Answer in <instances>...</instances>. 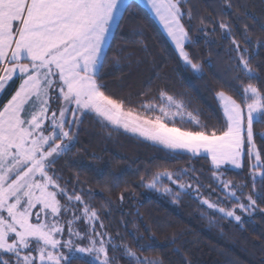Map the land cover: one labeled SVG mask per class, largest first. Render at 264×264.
Wrapping results in <instances>:
<instances>
[{
	"label": "snow or ice",
	"instance_id": "1",
	"mask_svg": "<svg viewBox=\"0 0 264 264\" xmlns=\"http://www.w3.org/2000/svg\"><path fill=\"white\" fill-rule=\"evenodd\" d=\"M147 3L174 42L184 68L202 78L201 64L185 50L186 44L193 43L182 23L186 15L191 19V13L182 10L188 0ZM132 7L128 0H0V97L15 80L20 81L0 109V264H113L116 257H109V246L113 252L122 251L129 264H163L137 256L126 244L121 247L113 243L111 237L105 240L108 234L96 231L98 212L82 194L75 189L69 193L66 184L59 183L61 176L54 165L72 153L78 143L76 130L89 115L106 122L105 127L138 134L174 153H203L217 170L222 164L239 169L247 156L255 161L250 173L253 189L257 183L264 188V162L253 132L254 124H264V92L252 83L237 90L240 103L222 91L217 93L225 118L219 134L216 130L208 132L207 125L166 91L160 92L159 104L141 105L143 115L126 111L123 102L105 93L107 85L100 81L108 51L116 39L125 38L120 27ZM227 8L232 4L227 3ZM220 27L225 38L232 37L226 24ZM261 28L264 30V25ZM131 35L142 36V28ZM243 41L253 45L252 55L264 48V40L252 41L247 26ZM232 45L239 73L235 79L258 80L250 64L249 48H241L235 38ZM114 67L120 70L119 60ZM57 101L62 104L54 108ZM177 121L192 127H177ZM260 136L264 141V134ZM162 178L172 180V174L158 173L147 187L155 188ZM217 180L226 199L235 201V207L226 209L206 199L201 201L202 206L242 227L244 220L237 208L251 216L256 200L249 195L247 204L240 202L236 185L220 177ZM179 188L190 195L185 185ZM256 196L264 199V190ZM61 200L66 203L61 204ZM77 205H83L80 216L73 211ZM37 206L39 210L33 211ZM69 212H73L67 221L69 238L62 240L57 238L65 233L60 217ZM78 219L87 220L90 231H75L72 225ZM100 227H104L102 223ZM72 237L87 243L80 246Z\"/></svg>",
	"mask_w": 264,
	"mask_h": 264
},
{
	"label": "trees",
	"instance_id": "2",
	"mask_svg": "<svg viewBox=\"0 0 264 264\" xmlns=\"http://www.w3.org/2000/svg\"><path fill=\"white\" fill-rule=\"evenodd\" d=\"M129 3L133 7L120 27L125 38L111 44L100 81L107 85L105 93L123 102L126 111L143 115L141 105L159 104L160 92L166 91L185 104V111L207 125L208 132L216 130L219 134L225 120L216 99L218 92H225L238 103L241 96L237 90L248 83L264 92V48L252 55L253 45L243 41L245 26L253 42L257 38L264 40V0H188L182 5L185 13H191L190 20L187 15L182 20L193 41L186 45V51L201 64L202 78L184 68L150 12L137 1ZM227 3L232 4L231 9ZM221 23L231 29L232 37L225 38ZM138 27L143 35H131ZM232 38L241 48H249L250 64L258 80L235 79L239 73ZM117 60L120 70L114 67ZM17 85L15 81L8 88L0 108ZM104 124L94 114L84 117L76 130V147L54 167L61 176V186L66 184L69 193L75 189L91 202L113 243L126 244L137 256L161 260L163 264H264V199L256 196L264 188L257 183L253 189L252 164L247 156L241 170L221 171L228 181L243 186V197L251 195L256 200L258 214L245 218L241 227L213 215L190 191L197 188L213 200L223 196L217 171L208 157L174 153ZM175 126L192 127L179 121ZM253 132L264 162V141L260 136L264 134V124H254ZM165 172L191 186L187 191L190 195L181 193L178 199L171 200L148 190L152 178ZM113 255L116 254L110 248L109 256ZM116 257L119 264H129L123 254Z\"/></svg>",
	"mask_w": 264,
	"mask_h": 264
},
{
	"label": "rangeland",
	"instance_id": "3",
	"mask_svg": "<svg viewBox=\"0 0 264 264\" xmlns=\"http://www.w3.org/2000/svg\"><path fill=\"white\" fill-rule=\"evenodd\" d=\"M131 1H133V0H128V2H131ZM134 1H137L138 3H140L143 7H145L149 12H150V14L153 16V18L156 20V22L158 23V25L160 26V28L162 29V31H163V33H164V35L168 38V40L170 41V43L172 44V46L174 47V49L177 51V53H178V50L176 49V47H175V44H174V42L171 40V38L168 36V34H167V31H166V29L164 28V26H163V24L161 23V21L159 20V18L154 14V12H153V10L151 9V7H150V5H148V3H147V0H134ZM183 10V9H182ZM186 30V29H185ZM187 45V44H186ZM186 50V49H185ZM0 71H2V68H0ZM15 81H18V85H17V88H18V86H19V84H20V81L19 80H15ZM14 81V82H15ZM13 82V83H14ZM13 83L9 86V87H11L12 85H13ZM225 93V92H224ZM14 94V93H13ZM226 94V93H225ZM226 95H228V94H226ZM230 96V95H229ZM11 98V97H10ZM9 98V99H10ZM1 100H2V97H0V102H1ZM5 103H7V101L5 102ZM61 104H62V101H57V102H55L54 104H53V107L54 108H59V106H61ZM3 108V106L0 108V109H2ZM222 110V109H221ZM224 120H225V118H224ZM104 122V121H103ZM106 123V122H105ZM119 130H121V131H124L125 133H128V134H130V135H132V136H136V137H139L138 136V134H133V133H131V132H126L125 130H123L122 128L121 129H119ZM139 138H141V139H144L143 137H139ZM150 142V141H149ZM152 143V142H151ZM163 147V146H162ZM178 152H183V151H178ZM184 153H187V152H184ZM189 154H191V153H189ZM191 155H193V154H191ZM194 156H205L203 153H199V154H196V155H194ZM206 157V156H205ZM209 159H210V157H208ZM210 161H211V159H210ZM251 161V164H253V163H255V161L254 160H250ZM243 163H244V159H242V165H243ZM243 167V166H242ZM242 167L241 168H239V169H236V168H234L232 165H221L220 166V168L217 170V169H215L216 171H217V174H216V177H220V178H222V179H224V180H226V181H228L225 177H224V174L221 172L222 170H224V169H230V170H234V171H239V170H241L242 169ZM178 177H176L175 175H173L172 174V180H169V179H167V178H162L161 180H160V182L159 183H157V185H156V187L155 188H149V187H147L148 188V190H150V191H152V192H155V193H157V194H159V195H162V196H166V197H169V198H171V200H174V199H178L179 197H180V194L181 193H183V192H181V190H180V188H179V185L180 184H183V185H185V191H189L190 189H191V186H189L188 184H186L185 182H180L179 181V179H177ZM173 181H175V183H173ZM218 181V180H217ZM233 184V183H232ZM233 185H235V184H233ZM237 186V185H236ZM166 188H168V189H171V192H168V191H165V189ZM191 192H193L195 195H196V197L200 200V202L202 201V200H209L210 202H218L219 203V206L220 207H225L226 209L227 208H232V207H235V201H228L227 199H226V197H225V193H224V191H222L223 192V196H219L218 197V199H216V200H213V199H211V198H206L200 191H199V189H197V188H192L191 190H190ZM177 193H180L179 194V196H177ZM237 195L240 197V202H242V203H245V204H247L248 203V200H247V197L248 196H244L243 197V189H242V187L241 186H237ZM84 199V198H83ZM84 201L92 208V204H91V202L88 200V199H84ZM64 203H66V201L65 200H61V204H64ZM206 208H207V206H205ZM256 207V210L253 212V214L251 215V216H248L246 213H241L240 212V210L237 208V214L238 215H241L242 216V219L244 220L245 218H250V217H252V216H254V215H257L258 214V209H257V206H255ZM82 209H83V205H77V206H75L74 208H73V211L75 212V214L77 215V216H80L81 215V213H82ZM39 210V206H37V209H34L33 211H38ZM209 210V209H208ZM210 211V210H209ZM211 212V211H210ZM219 215V214H218ZM72 216H73V212H69L67 215H64V214H62L61 215V217H60V224H61V226L62 227H64L65 228V233L63 234V236L62 237H57V238H60V239H68L69 237H68V234H67V227H68V225H67V221H69V220H71L72 219ZM51 219H52V217L51 216H49V220L51 221ZM227 220H229V219H227ZM230 221V220H229ZM233 222H235L234 220H233ZM102 222L100 221V218H99V220L98 221H96L95 222V226H96V231L97 232H106V230H105V226H104V224H103V228H101L100 227V224H101ZM236 223V222H235ZM72 227H73V229L75 230V231H81V232H84V231H90V225H89V222L87 221V220H84V219H78V220H76L74 223H73V225H72ZM107 233V232H106ZM108 234V233H107ZM110 237V235L108 234V236H105L104 237V239L105 240H107L108 238ZM74 240H76V242L80 245V246H84L86 243H87V241L85 240V241H81V240H78L76 237H72ZM97 239H99V237H97ZM122 247V246H121ZM109 249H110V246H109ZM64 251L66 252L67 251V249H64ZM118 253H121V254H123V252L122 251H120V250H117V251H115V254L117 255ZM108 255H109V253H108ZM116 255H113V256H115L116 257ZM112 256V257H113ZM123 256H124V254H123ZM110 257V256H109ZM125 257V256H124ZM87 259H91L90 257H86ZM113 264H119V262L117 261V257H116V259H115V261L113 262Z\"/></svg>",
	"mask_w": 264,
	"mask_h": 264
}]
</instances>
